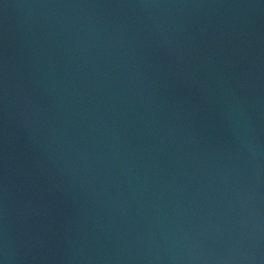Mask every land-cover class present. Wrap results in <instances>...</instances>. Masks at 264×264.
<instances>
[{
  "label": "water",
  "instance_id": "1",
  "mask_svg": "<svg viewBox=\"0 0 264 264\" xmlns=\"http://www.w3.org/2000/svg\"><path fill=\"white\" fill-rule=\"evenodd\" d=\"M0 264H264V0H0Z\"/></svg>",
  "mask_w": 264,
  "mask_h": 264
}]
</instances>
